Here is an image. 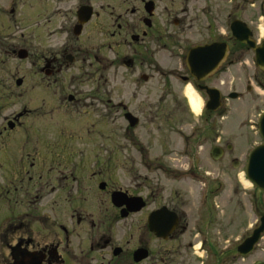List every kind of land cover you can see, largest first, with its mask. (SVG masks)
<instances>
[{"label":"flooded vegetation","instance_id":"af4514ba","mask_svg":"<svg viewBox=\"0 0 264 264\" xmlns=\"http://www.w3.org/2000/svg\"><path fill=\"white\" fill-rule=\"evenodd\" d=\"M236 1L258 2L257 12L264 19V0ZM217 3L0 0V64L33 57L28 46L31 33L38 51L32 74L19 77L0 65V264H203L201 247L207 241L200 240L201 225L208 232L212 223L221 224L222 241L229 239L223 238V232L231 237L226 210L234 194L238 202L245 194L244 187L234 190L231 170L214 172L204 190L201 204H207V217L203 219L201 211L189 206L183 186L186 178L200 176L179 162L186 156L180 151L188 137L178 127L174 134L183 141L179 153H169L168 147L148 153L143 143L152 148V132L138 129L141 118L129 109V99L122 100L125 75L132 79L128 97L133 99L157 75L168 95L170 89L175 91L172 82L180 83L175 111L189 112L183 95L190 85L200 99L206 97L199 113L205 120L212 122L222 113L219 84L223 82L214 81L224 65L233 63L228 57L235 48L238 56L242 48L253 50L235 40L229 28L218 29ZM30 16L33 26L26 24ZM223 21L227 27L228 20ZM256 25L259 30V22ZM249 30L250 39L262 44L264 38ZM216 43L225 48L218 63L219 47H212ZM106 52L113 54L108 64ZM78 63L87 73L68 79L67 71ZM112 68L123 69L117 79L112 75L115 90L107 88ZM257 83L264 90L263 70ZM85 85L89 88L82 89ZM205 88L219 90V108L207 106ZM122 116L128 125L125 130H130L127 140L139 149L137 155L113 160L114 155L99 153L100 146L105 145L106 122L117 133ZM259 121L264 123V108L258 113L257 127ZM163 130L162 143H166L168 128ZM119 139H113L117 146ZM195 140L198 145L209 143L214 162L231 156L235 148L220 143L216 130ZM188 158L195 162L197 154ZM238 165L232 158L231 167ZM261 216L235 249L229 244L207 253L220 264H233L234 256L248 257L264 234L245 256H240L238 246L259 225Z\"/></svg>","mask_w":264,"mask_h":264},{"label":"rangeland","instance_id":"374dc122","mask_svg":"<svg viewBox=\"0 0 264 264\" xmlns=\"http://www.w3.org/2000/svg\"><path fill=\"white\" fill-rule=\"evenodd\" d=\"M257 3L258 2L252 1L246 3L236 0H218V29L220 31H226L228 30L232 19H239L244 21L251 29L258 32V39L264 38V19L261 18L262 14H258L257 12ZM226 14H230L229 19L226 18ZM223 20H228L227 27ZM256 22H259L260 24L259 30L256 28ZM26 24L33 26L34 17L30 16V20ZM28 46L30 47V52L34 55L33 57L31 56L27 61H17L16 59L10 58L8 61H5L3 65L0 64L1 68L8 69L10 74H15L19 77L34 73L36 65H33V62L36 58L35 54L38 51L33 38V33L30 35ZM242 49V56H238L237 53L239 52V48H235V54H230L228 57L229 59H234L233 63L231 65H224L222 73L218 74L217 80L214 81V83H218L220 80L223 82L222 84H219L222 93L223 109L221 111L222 113L213 116L212 122L210 119L205 120L204 114L202 116L199 114L200 112L202 113V110H200L198 114L193 113L190 108L189 112L186 109L184 111L180 110L181 112L174 110L173 107L176 106L174 101L181 99L179 82H172L171 85L175 91L170 89L171 94L168 95V93H165V91L162 90L165 88L162 86V79L155 75L157 77L154 76L151 81L146 83L139 90L141 92L138 93L137 99H133L130 95L128 97V93H130V88L132 86H130V83L132 84V79L128 77V75H125L127 81L126 87L123 88L122 100L125 101L129 99V109H132V112L141 118V124L138 129L152 132L149 138V141L152 143V148H150V144L147 146L143 143V147L146 146L148 153H161L165 151L163 150V147L165 149L168 147L169 153L171 154L179 153L178 151L182 149L183 141L180 135L174 134L175 129L178 127L181 128L183 135L188 137L185 141V150L180 151L185 152L186 156H181L179 162L182 163L181 166H183V168L189 169L190 167L191 169H196L200 175L199 177L193 178V181L189 178H186L184 181V191L189 198L190 207L195 209L197 213L201 211L203 219L207 217V211H205L207 204L205 206L201 203L204 190L208 188L212 177L216 176L214 172L218 168H229L231 170L234 190L238 187L245 188V194L243 195V199L241 198V202H238L236 194H234L233 202L230 205V208L226 210L225 222L229 224L228 227L230 229L229 232L231 233V237H226V232H223V238H229L230 241L229 239L222 241V236L218 232L222 228L221 224L218 225L212 223L207 228L208 232H205L201 225L203 233H201L200 240L203 243L207 241V244H204L201 247L203 253L200 260L203 264H220L216 261V256L211 257L212 253L207 252L211 249H222L229 244L233 245V249H235L239 240L248 234V231L258 223L259 217L264 213V193L258 191L252 184H245L244 180H246V178L243 170L247 153L260 143V137L257 132V117L260 110L264 108V90L259 87L257 83L260 70L255 64L253 51H248L244 48ZM112 55L111 52L105 53V57L108 59V62L106 61L105 64L109 63L113 57ZM121 70L123 69L112 68L108 71V74H110L109 81L107 82L108 89H117L116 80L114 81V79H112V75L117 79ZM86 73V69L78 63L74 64L66 74H68V79H70L71 76L76 77L77 75ZM26 79L30 82L31 78L26 77ZM247 87H249V89H247ZM87 88H89L88 85L82 87V89ZM230 92H236L238 96L236 98H228V93ZM183 99H186L184 95ZM205 99V96L200 99L201 109L203 105L202 103ZM126 126L128 125L122 116L121 130H118L116 133V130L111 124H108L107 121L105 127V145L103 146L102 144L100 146V149H103H101L99 153L112 154L114 155V157L111 158L113 160L117 159L116 156L120 155V160L124 159L123 156L127 154L137 155L139 147L130 145V142L127 140L129 138L126 136V133L130 130L128 129V131H126ZM206 127L209 128L207 132L205 130ZM163 128H168L169 137L166 143H162V134L164 133ZM210 130L217 131L220 143H231L235 147L231 156L214 162L209 158V143L207 145L196 144L195 139H197V135H207ZM157 131L159 136L157 135ZM200 133L202 135H200ZM91 138L92 140L94 139L93 137ZM114 138H120L118 146L115 141H113ZM174 142L175 144L173 148ZM94 143V141L90 142L89 150L91 147H94ZM193 154H197L195 162L188 158V155L192 156ZM232 158L239 163L237 168L231 167ZM122 163L124 164V162ZM171 163L173 162L171 161ZM209 172L210 174L208 175L207 173ZM223 229H225V224ZM200 240H198L197 243H199ZM222 258L225 260V257ZM232 260L233 264H253L257 260H264V235L260 239L259 244L255 247V250L248 257L243 259L234 256Z\"/></svg>","mask_w":264,"mask_h":264},{"label":"water","instance_id":"95a60500","mask_svg":"<svg viewBox=\"0 0 264 264\" xmlns=\"http://www.w3.org/2000/svg\"><path fill=\"white\" fill-rule=\"evenodd\" d=\"M230 30L233 37L241 43L247 44L253 49L255 54L256 65L259 69L264 71V41L260 45H255L254 41L250 39L251 32L247 28L246 24L240 20H234L230 24ZM218 48V60L217 63L223 58L225 48L220 43L214 44L212 47ZM195 50H193L194 52ZM192 52V53H193ZM24 57L25 55H20ZM216 64V63H215ZM214 64V66H215ZM208 96L207 106L212 109H216L220 106V94L217 89L205 88ZM236 93H231L230 98H235ZM127 117H131L130 114H126ZM130 125H133V121H129ZM259 133L262 137V143L255 146L248 155L246 165V178L254 186L264 192V123H259ZM264 233V215L261 216L259 225L252 231L251 235L247 237L239 246L238 252L241 256H245L250 253L255 244L259 241L261 234ZM255 264H264L262 261H257Z\"/></svg>","mask_w":264,"mask_h":264},{"label":"bare ground","instance_id":"6f19581e","mask_svg":"<svg viewBox=\"0 0 264 264\" xmlns=\"http://www.w3.org/2000/svg\"><path fill=\"white\" fill-rule=\"evenodd\" d=\"M188 104L190 106V109L193 113L197 114L199 113L200 109H201V101H200V97L198 96V94L192 89V87L190 85H187L185 87V93H184ZM245 184H249L250 182L247 180H244Z\"/></svg>","mask_w":264,"mask_h":264}]
</instances>
